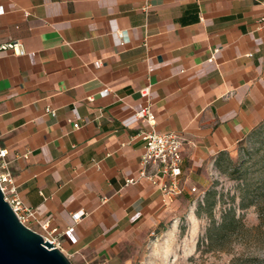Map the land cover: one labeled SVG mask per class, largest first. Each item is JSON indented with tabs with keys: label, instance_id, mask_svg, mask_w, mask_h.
I'll use <instances>...</instances> for the list:
<instances>
[{
	"label": "crops",
	"instance_id": "1",
	"mask_svg": "<svg viewBox=\"0 0 264 264\" xmlns=\"http://www.w3.org/2000/svg\"><path fill=\"white\" fill-rule=\"evenodd\" d=\"M262 17L264 0H0V46L26 49L0 51V141L34 229H57L73 264H114L163 229L264 123ZM149 86L157 131L187 141L181 196L140 178L151 127L130 119Z\"/></svg>",
	"mask_w": 264,
	"mask_h": 264
},
{
	"label": "rangeland",
	"instance_id": "2",
	"mask_svg": "<svg viewBox=\"0 0 264 264\" xmlns=\"http://www.w3.org/2000/svg\"><path fill=\"white\" fill-rule=\"evenodd\" d=\"M114 264H264V123L210 167L163 229Z\"/></svg>",
	"mask_w": 264,
	"mask_h": 264
},
{
	"label": "built area",
	"instance_id": "3",
	"mask_svg": "<svg viewBox=\"0 0 264 264\" xmlns=\"http://www.w3.org/2000/svg\"><path fill=\"white\" fill-rule=\"evenodd\" d=\"M29 16V13H26ZM259 29L264 28V17L258 21ZM118 42L124 43L123 33L116 34ZM0 51L12 52L16 55H24L26 49L22 41L15 40L5 43L0 46ZM109 94L105 91L104 95ZM141 94L147 99L143 109L136 111L131 117V122L145 121L150 125L151 129L142 131L138 137L145 143V153L140 161V178L149 180L156 186L165 198L177 197L183 194L181 177L183 174V149L187 144L186 139L177 133H161L156 129V116L152 110L153 101L151 96V87H146L141 91ZM47 112L56 116V111L47 109ZM75 129L81 128V121L77 120L74 123ZM8 151L0 141V187L5 196V200L9 202L19 220L34 229L33 224L38 223L39 209L33 208L24 203L19 197L15 177L10 170L7 160ZM136 180L130 179L127 183H135ZM196 191V189H193ZM84 216L83 212H78L73 215L75 221L80 220ZM45 232L40 233L45 241H49L56 248L62 250V234L57 229H51L50 223L45 222L40 225Z\"/></svg>",
	"mask_w": 264,
	"mask_h": 264
},
{
	"label": "water",
	"instance_id": "4",
	"mask_svg": "<svg viewBox=\"0 0 264 264\" xmlns=\"http://www.w3.org/2000/svg\"><path fill=\"white\" fill-rule=\"evenodd\" d=\"M0 264H73L61 249L19 220L1 187Z\"/></svg>",
	"mask_w": 264,
	"mask_h": 264
}]
</instances>
